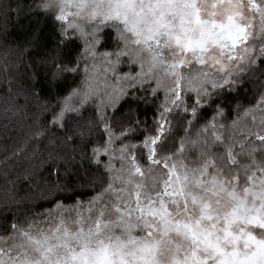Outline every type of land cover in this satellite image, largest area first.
I'll list each match as a JSON object with an SVG mask.
<instances>
[{"label":"snow or ice","instance_id":"6c2138e0","mask_svg":"<svg viewBox=\"0 0 264 264\" xmlns=\"http://www.w3.org/2000/svg\"><path fill=\"white\" fill-rule=\"evenodd\" d=\"M66 2L69 10L61 7L55 19L66 22L62 33L72 29L84 39V74L59 100L49 124L65 130L63 143L81 141L73 151L98 139L92 133L102 124L106 139L94 144L87 158L102 165L108 182L87 201H57L53 209L35 214L45 220L14 219L11 234L0 237L6 242L0 246V264H264V90L242 111L237 105L230 124L217 106L195 137L190 131L215 94L235 85L258 62L264 64V42L253 43L258 35L264 40V0ZM89 4L90 19H101L85 29L70 9L75 5L79 16ZM108 21L116 22L110 25L118 34L116 50L100 51L102 25ZM125 62L140 71L120 76ZM72 63L77 66H59L61 72H78L79 64ZM152 83L154 94H165L155 135L141 145L117 147L125 133H115L108 109L115 113L126 88ZM85 105L94 106L95 121L83 115ZM173 110L190 111L192 119L179 150L164 153L172 130L166 117ZM12 114L28 118L20 109ZM34 123L32 140L49 130L39 118ZM69 123L75 125L71 135ZM137 149L145 153L146 165L134 154Z\"/></svg>","mask_w":264,"mask_h":264},{"label":"trees","instance_id":"16d2710c","mask_svg":"<svg viewBox=\"0 0 264 264\" xmlns=\"http://www.w3.org/2000/svg\"><path fill=\"white\" fill-rule=\"evenodd\" d=\"M38 4L39 0H0V237L11 234L10 225L14 219L21 223L27 218L45 220L46 217L35 214L53 209L57 201L64 205H72L78 199L87 201L102 191L108 182V174L102 165L87 158L91 155V147L106 139L101 131L102 124H97L92 133L98 139H89L75 151L73 146L80 145L81 141L74 139L63 143L65 130L49 124L53 111L59 110V100L81 83L84 74L81 57L86 46L84 39L72 29L66 34L61 32L66 22L55 19L58 12L41 10ZM117 36L110 24L102 25L103 43L99 50L115 51ZM74 59L79 64V71L61 72V65L77 66L72 63ZM88 63H93L91 58ZM139 71L137 64L125 62L119 65L120 76ZM108 78L109 84L114 83L111 72ZM155 87V83L148 88L128 87L115 113L108 109L115 133L118 136L125 133V137L117 141V147L141 145L146 136L155 135L165 100L163 91L152 92ZM261 90H264V64L258 62L253 71L243 74L235 85L223 88L199 110V119L190 129L192 136L195 137L215 115L217 106L224 108L226 119L223 122L230 124L237 116V105H241L242 111L243 107L254 104ZM85 108L87 111L83 115L95 121L94 106L85 105ZM16 109L27 113L28 118L14 116L12 113ZM37 118L49 130L43 137L32 140L29 137L37 130L34 123ZM166 119L172 130L163 151L171 153L179 150L180 138L189 128L188 121L192 117L190 111L173 110ZM73 127L75 125L69 123L68 135L72 134ZM129 129L135 131L129 133ZM82 151L84 155H81ZM217 151H223V148ZM134 154L142 164H147L143 151L137 149ZM102 161L107 163V157H102ZM115 166L120 167L119 161ZM57 182L59 191L56 190Z\"/></svg>","mask_w":264,"mask_h":264},{"label":"clouds","instance_id":"9594fccd","mask_svg":"<svg viewBox=\"0 0 264 264\" xmlns=\"http://www.w3.org/2000/svg\"><path fill=\"white\" fill-rule=\"evenodd\" d=\"M47 4L48 7L44 8L42 7V5ZM38 6L41 8V10L44 11H49V12H59L61 7H63L66 11L69 10V5L67 4L66 0H39V4ZM107 4H102L100 5L101 9H107ZM93 8V5L89 4L87 6V8L85 9V11L83 13H81L79 16L75 15L77 8L75 5H73L71 7V11L73 12V17L72 19H74L77 23L81 24L83 27H85V29H90L91 27L95 26L96 24H98L100 22V17L98 16L95 20L90 19L89 14L91 12ZM108 24H114L116 23L115 21H108Z\"/></svg>","mask_w":264,"mask_h":264},{"label":"rangeland","instance_id":"374dc122","mask_svg":"<svg viewBox=\"0 0 264 264\" xmlns=\"http://www.w3.org/2000/svg\"><path fill=\"white\" fill-rule=\"evenodd\" d=\"M258 23V21H257ZM254 31H256V29H253ZM264 42V40H262V38L258 35L255 39H253V43L256 44L257 46L260 45V43ZM47 226V225H45ZM0 246H6V242H1Z\"/></svg>","mask_w":264,"mask_h":264}]
</instances>
